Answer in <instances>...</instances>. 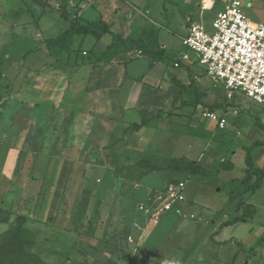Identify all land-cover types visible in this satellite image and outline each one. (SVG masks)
<instances>
[{
    "label": "rangeland",
    "instance_id": "obj_1",
    "mask_svg": "<svg viewBox=\"0 0 264 264\" xmlns=\"http://www.w3.org/2000/svg\"><path fill=\"white\" fill-rule=\"evenodd\" d=\"M80 1L24 0L28 9H34L35 16L51 13L42 17L40 27L44 36H52L56 28L66 26L52 12L66 11L71 19L74 14L78 16ZM202 3L203 0H117L112 16L113 0H99L97 5L103 19H131L132 29L137 28L135 31L146 37L150 47L159 48L157 35L161 31L167 52L178 56L180 51H186L179 39L185 28L193 21L200 22L198 19L210 24L217 10L214 5L212 11H203ZM218 4L221 5L219 1ZM84 10L85 17L93 19V12L88 7ZM244 13L253 22L264 21V0H244ZM2 18L0 10V233L22 215L27 219L25 227L34 237L32 252L45 264H133L132 258L137 254L157 264V257L160 261L165 259L158 256L157 247H150L152 232L138 248L125 240L133 224L145 225L139 206L148 207L170 182L181 181L185 185L186 201L194 206L177 222L178 228L166 229L167 222H162L164 227L157 235L169 236L166 246L174 254L166 260L171 264L194 257L192 253L202 245L211 219L217 221L220 211L228 207L230 184L227 182L240 177L244 152L239 149L247 140L249 120L254 119L247 110L264 124V109L236 96L235 110L241 113L242 120L235 125L231 123L233 112H230L225 128L214 129L212 122L203 120L205 110L200 116L197 109L193 126L175 121L170 132L158 137L154 149L159 152L136 149L129 145L131 138L137 143L153 141L155 133L163 129L157 120L146 121L137 128L99 124L87 118L85 100L81 97L75 103L80 111H75L70 122L64 123L61 113L51 104H33L30 96L34 87L30 85L29 73L35 74L37 70H32L25 61L27 54L21 60L9 55L10 35L17 21ZM32 42L26 41V48L33 46ZM69 44L64 37L47 48L50 54L68 52ZM196 68L202 71L199 66ZM212 83L210 91L225 95L222 84ZM40 88L45 95L46 87ZM253 132L256 134L251 139L262 136L258 129ZM232 150H236L234 156ZM179 157L197 161L208 175L163 170L169 158ZM224 159L234 163L232 171L220 168ZM151 162L160 170H151ZM248 202L254 206L255 216L229 228L227 231L233 236L240 238L251 228L264 226V183ZM209 210L215 213L205 223L204 218L210 217ZM191 212L194 218L189 216ZM261 233L260 236L264 227ZM205 248L204 245L202 255L198 256L210 258L213 252ZM263 250L260 258L249 264H264ZM233 252L225 244L217 257L230 260Z\"/></svg>",
    "mask_w": 264,
    "mask_h": 264
},
{
    "label": "crops",
    "instance_id": "obj_2",
    "mask_svg": "<svg viewBox=\"0 0 264 264\" xmlns=\"http://www.w3.org/2000/svg\"><path fill=\"white\" fill-rule=\"evenodd\" d=\"M98 1L99 0L80 1L78 5L79 14L77 16L80 17V19H77L80 25H86L101 20L108 26L110 32L119 35L121 38H138L148 44L145 39L146 37L139 35V33H141L140 31H138L139 33L135 31L138 30L137 28L132 29L131 19H111V17L109 19H103L101 8L97 5ZM115 1L117 0H113L111 6V16ZM214 5L217 6V10L214 12L212 19H210V24L205 25L203 19H198L200 22H192L202 25L208 33L212 31L211 23L216 13L219 12L222 7L218 4L217 0H203L202 3L203 11H212ZM26 6L27 4L24 0H0L2 19H14L17 21V25L14 26V33L10 35L12 42L8 48V53L14 59L20 57V60L23 55L27 54L24 58L25 61L28 62L32 70H37L35 74L29 73L30 85L34 87L30 96L31 100H33L32 103L40 104L43 102L51 104L54 109H57L61 113L64 123H69L73 116H75L74 114L80 111L81 108H75V103L78 101L77 99L83 97L87 109V118L99 124L128 127L130 125H140L152 119L157 120L158 125H161L163 129L155 133V139L153 141L137 143L136 141H132L133 138H131L129 145L132 144L131 146L136 149L144 151L148 149L152 152H159L154 149L156 141L160 135H165L170 132L173 128V124L184 121L189 127L193 126L191 124H193V120L197 117L195 114L197 109H200L201 116L203 110H205V112L209 111L205 108L206 105L213 104L217 99L218 103H222L224 95L221 96L218 93L210 91L213 89L212 81L209 80L208 77L204 78L203 76L205 75L196 68L197 66L181 64L179 67H173V59L176 58L177 55L167 52L166 45L162 40L163 34L161 31H159L157 35L159 48L154 47V49L164 50L166 59L161 61L140 54L136 50L125 49L121 46L120 41H113L109 35H104L99 40H95V37L91 34L74 35L70 40L68 52L60 51L61 53L55 52V54H50V50L47 48L48 44H50L48 41L55 40L66 31L72 19H63L59 13L52 12V14L58 15L61 18L59 20L64 21L66 26L62 27L61 25V27L56 28L57 30H55L52 36H44L43 29L40 27L42 20H44L42 17L51 13L37 14L35 16L34 9H28ZM248 6H250L249 3ZM85 7H88V9L93 12V19H87L85 17ZM96 17H99V19H96ZM22 23L24 24L22 25ZM253 23H264V21ZM28 26H31V29L27 30ZM45 27L48 28L47 25ZM17 28L20 29V33H18ZM187 28L188 27L185 28L184 34L179 36L181 45L182 39L187 34ZM26 41H33V46H28L26 48V44H24ZM19 42L21 43L18 45L17 43ZM16 47H18V49L12 51V49ZM182 52L185 51L182 50L179 54ZM25 71L27 72V69H25ZM206 79L209 80V82ZM41 86L46 87L45 95L40 88ZM196 93L202 95L201 105H193L197 97ZM44 96L46 97L43 98ZM234 99L235 98H233L231 102L227 101V104H229L227 107L223 104V107L215 111H209L216 113L217 116L225 118L226 123L224 127L219 128L214 120L204 116L203 120L212 122L215 127L214 129L221 130L225 128L228 122L227 117L229 113L233 112L231 123L234 125L238 123L242 118L240 117L241 113L235 110L236 103ZM247 112L250 117L252 116L251 118H253L254 113L248 110ZM249 121L251 124L249 125L250 129L247 133V140L244 144H241L239 149L240 151L242 150L244 154L245 148L251 143L255 140L264 139L263 132L261 137L251 139L250 136L256 134L253 131L257 130V128L254 125V119ZM134 135H137V133ZM172 146L173 144L170 147ZM235 151L236 150L231 151L232 156L235 155ZM251 156L256 167L264 168V146L254 148L251 152ZM179 158L189 160L186 157ZM171 159L174 158H169L167 164ZM222 162H229L232 164V168L226 171H232L235 167L231 160L224 159L220 164ZM194 163L199 166L197 161ZM151 164L152 166L158 167V165H154L152 162ZM199 167L201 168V166ZM244 169L245 164L243 157V167L241 168L240 177L229 180L227 185L237 180L239 181L238 184L242 187L249 186L254 181V178L252 177L247 180ZM201 170L208 175L202 168ZM263 183L260 184L257 190L260 189ZM257 190L253 193L246 192L241 195H236L235 198L229 202L228 207L220 211L221 217L217 221L211 219L215 211L209 210L210 217L204 218V221L206 223L208 219H211V227L205 234L202 245L194 249L192 253L194 257L191 256L189 260L185 261L179 260V264H231L233 256L239 250L238 244L241 246L242 251H247L255 247L264 237V233L260 236L264 226L251 228L247 234L239 238V236H233L231 231H227L238 223L228 226L221 225L240 216L241 212L236 208L240 197L245 202L249 203L248 200L250 196L254 195ZM193 206L191 202H187L185 199L184 202L180 204V215L171 212L174 213V216L165 215L156 226H152L149 223L147 224L146 217L144 216L145 232L140 234L132 227V232H130L128 236H132L133 242L128 243L127 236L125 240L126 244L138 248L144 238L152 232L149 241L150 247H157L158 256L161 255V257L165 259L160 261V258L157 257V264H171V262L166 260L168 259V255L174 254L166 244V241L169 240V236L165 233L167 237L163 239L165 236L162 235L163 238L161 236L160 238L157 232H160L159 229L164 227L162 222H167L168 225L166 229L178 228V225H176L177 222L180 219H184L186 211H190ZM189 216L194 218L192 212ZM200 220L202 221L203 219ZM139 226L143 225L139 224ZM166 229L164 230L166 231ZM225 244L226 246H231L232 251L234 250L230 260H226V258L221 260L217 257L218 251L221 250ZM204 245L206 246L204 250L213 252L210 258L198 256L199 253L202 255ZM263 249L264 246L258 249V253L249 259L246 264L254 262V259L258 260ZM243 256L242 253L238 254L234 264H241ZM173 260L176 262L177 259ZM132 262L133 264H151L150 260L148 261L138 254L134 255Z\"/></svg>",
    "mask_w": 264,
    "mask_h": 264
},
{
    "label": "built area",
    "instance_id": "obj_3",
    "mask_svg": "<svg viewBox=\"0 0 264 264\" xmlns=\"http://www.w3.org/2000/svg\"><path fill=\"white\" fill-rule=\"evenodd\" d=\"M222 9L216 13L211 32L202 25L191 23L182 39L186 49L173 59V67L181 64L199 66L214 83H220L225 98L231 102L236 96L248 99L264 109V23H253L244 13V0H218ZM203 116L224 127L226 120L214 112ZM183 182H170L148 207L139 206L147 224L156 226L168 213L181 214L184 202ZM143 234L145 226L134 224ZM133 242L132 236L127 237Z\"/></svg>",
    "mask_w": 264,
    "mask_h": 264
},
{
    "label": "trees",
    "instance_id": "obj_4",
    "mask_svg": "<svg viewBox=\"0 0 264 264\" xmlns=\"http://www.w3.org/2000/svg\"><path fill=\"white\" fill-rule=\"evenodd\" d=\"M63 19H68V13L63 11L61 14ZM72 22L69 28L64 31L60 36H58L55 40H50L48 43H58L62 38L66 37L68 41L74 35H83V34H91L95 37V40H99L104 35H109L113 41H120L121 46L125 49H132L138 51L140 54L150 56L156 60H165L164 50L154 49L146 44L142 39H133V38H121L119 35L114 34L108 30V26L101 20H98L93 23H88L86 25H80L78 23V17L76 14L71 16ZM196 99L193 102V105H201L202 95L196 93ZM218 99L211 105H206L209 111H215L221 107L228 106L227 100L224 96L222 99V103L217 102ZM255 119V127L264 132V124L258 119L255 115L253 116ZM134 127H138L139 125H133ZM264 146V139L255 140L248 147L245 148L244 154V164H245V177L247 180L254 178V181L247 187H242L238 184V181H233L230 183L229 190V202H231L236 195H241L243 193L249 192L253 193L257 190L261 183L264 182V168L256 167L253 163V159L251 156V152L256 147ZM222 170H230L232 168V164L229 162H222L221 164ZM151 170L159 171L160 168L151 166ZM163 170L176 173V174H186V175H196V176H205L206 174L202 172L201 168L197 166L194 162L189 161L185 158H174L171 159L169 164L163 168ZM237 210H239L240 216L233 218L221 226H228L235 223H245L249 220H252L255 216V208L250 203L245 202L241 197L238 199V203L236 206ZM14 224L10 225V227L0 233V264H45L40 261L35 254L32 252L33 247V235L27 230L25 225L27 224L26 217L20 215L17 216L13 222ZM264 237L258 242L256 247H253L247 251H242L241 246L239 247L238 252L233 256L231 264H234L238 254L242 253L243 260L241 264H246L249 259H251L255 254L258 253V249H261L264 245Z\"/></svg>",
    "mask_w": 264,
    "mask_h": 264
}]
</instances>
